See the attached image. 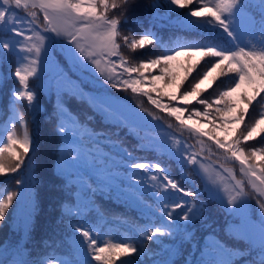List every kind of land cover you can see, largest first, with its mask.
I'll list each match as a JSON object with an SVG mask.
<instances>
[{"label":"snow or ice","instance_id":"6c2138e0","mask_svg":"<svg viewBox=\"0 0 264 264\" xmlns=\"http://www.w3.org/2000/svg\"><path fill=\"white\" fill-rule=\"evenodd\" d=\"M134 3L135 0H0V62L16 60L15 70L9 75L18 85L11 91V114L0 121V176L24 169L15 181L18 191L0 185V226L14 201L26 205L29 219L39 208L33 192L39 184L33 172V138L28 121L16 108L18 101H26L31 115L40 110L37 89L30 87V78L40 81L37 88L55 86L56 131L63 138V148L57 158L53 191L63 194L57 205L58 222L74 221L68 225L73 238L70 253L57 255L54 245L42 241V247L53 250L34 257L27 244L17 240L0 245V264H176L174 257L180 253L176 245L191 239L189 230L196 223L207 224L208 204L198 199L200 192L183 186L180 180L184 177L174 178L158 160H141L113 142L106 132L89 129L66 110L65 96L86 101L116 128H139L145 135L137 137L138 150L164 149L182 166L194 165L202 171L207 200L216 203L231 219L225 222L223 236L218 238L213 232L199 257L186 264H264V164L253 163L264 161V146H244L264 134V0H258L259 19L250 14V0H166L167 11L176 13L178 23L208 36L205 42L177 44L135 62L122 49L136 52L162 41L151 30L137 35L129 29L134 23L129 16ZM160 7L158 2L151 6L153 11ZM17 9H24L30 19L18 15ZM181 9L188 10L182 13ZM257 31L258 39L253 43ZM213 40H223L231 46H221ZM57 46L63 68L53 55ZM182 54L189 63L183 66L185 75L180 77L173 61ZM196 54L210 58L199 71L200 61L191 63ZM50 64L55 67L56 78L45 83ZM213 72L217 76L208 88L202 89ZM229 74L230 86L214 97L204 96L220 76ZM87 83L99 84V88L86 93L81 84ZM109 88L146 97L154 109L177 122L175 126L168 124V128L201 138V152H211L212 147L217 153L223 150L225 160L239 164L242 178L237 179L235 170L223 165L227 176L210 171L197 159L199 154L191 152L190 146H181L180 139L172 133L149 135L160 128L153 121L161 117L144 108L143 101L138 100L135 107L121 103L108 92ZM257 101L261 110L249 117V109ZM193 102L201 107H189ZM201 118L212 126L211 132L203 131ZM17 124L21 132H17ZM216 133L226 134L225 138L220 139ZM228 133L235 138L229 141ZM205 136L214 143L204 142ZM101 148H107L111 155H105ZM99 160L104 161L103 166ZM104 189L109 190V195L118 189V198L140 209L141 222L132 236L114 242L105 238L109 234L103 233L96 222L88 220L86 214L92 212L103 218L92 197L98 192L103 195ZM254 253L259 259L254 258Z\"/></svg>","mask_w":264,"mask_h":264},{"label":"trees","instance_id":"16d2710c","mask_svg":"<svg viewBox=\"0 0 264 264\" xmlns=\"http://www.w3.org/2000/svg\"><path fill=\"white\" fill-rule=\"evenodd\" d=\"M156 2H158L161 7L158 11H153L151 6ZM250 4V14H255L257 19H259L258 0H250ZM187 10L188 9H181L180 11L183 13ZM16 11L18 15L27 17V12L24 9H17ZM129 16L132 18L134 23L130 24L128 27L134 34L138 35L147 29L155 33V35L162 41V44L146 46L143 50H137L136 52H130L127 49H122L124 54L131 58L133 62L137 59L154 57L155 55L165 52L169 48L176 47L177 44L205 42V38L208 36V33L187 28L178 23L176 13L167 11L166 0H135L132 9L129 11ZM27 18L30 19V17ZM40 22L43 23L42 13L40 15ZM212 35L215 36V33ZM258 35L257 31L256 38L252 39L253 43H255L256 39H258ZM245 40H248V38L245 37ZM213 42L218 43L221 46H231L230 44H226L223 40H213ZM59 52L60 49L57 46L53 55L56 60L60 62V67L63 68L64 61L61 55H57ZM209 59V57L201 58L199 54H196L191 58V63L194 64L196 61H200V64L197 67V71H199L204 67ZM188 63L189 58L183 54L173 61V67L180 77L185 75L183 66ZM15 67L16 60L14 58L0 62V121L7 120L8 116L11 114L9 112L11 91L18 85L9 73L14 72ZM218 71L219 70H217V72ZM217 72H213L212 76L209 77L212 82L213 77L217 76ZM193 75H195V72ZM55 78V67L50 64L44 75V82H54ZM72 78L74 80L77 79L75 76ZM231 83L232 74H229L228 76H220L215 83H213V87L204 93V96L214 97L219 90L227 88ZM38 84H40V81L35 78H30V87L37 89V98L40 104V110L35 115H31L26 101H18L16 103V108L24 116L25 120L28 121V131L32 134L33 138V147L35 149L33 172L39 177V184L33 192L39 203V208L31 219H29V209L26 205L23 202L18 205L14 201L13 206L8 209L6 220L3 222V225L0 226V245H10L15 243L17 240H20L21 243H26L29 249L32 250L34 257L37 254H43L46 251L50 252L53 250L42 247V241L49 245H54L57 255L70 253L73 238L70 235L71 229L68 225L69 223L74 222H70L68 220H65L63 223L58 222L59 209L57 205L63 198V194L53 191V185L54 183H57L54 175L57 158L63 148V138L59 136L56 131L57 121L55 120V108L57 104V95L55 86L53 84L51 89L47 87L37 88ZM88 84L89 83L81 84V88H83L86 93H93L94 90H92ZM93 89L95 88L93 87ZM172 91H175V89H172ZM108 92L118 97L120 101H123L127 105L131 104L135 106L138 100L143 101L144 108L153 111L156 115L161 117V119H159V123H153L160 125V128L156 132L149 133V135L155 136L158 132L172 133L176 138L180 139L181 146H190L189 150L191 152L198 153L199 155L197 156V159H199L202 163L209 161L213 165L214 160L211 156L216 160V156L223 153V150H220V153H213V151L209 152L207 150L201 152V147L199 146L201 138L191 136L187 131H184L181 134L175 129V127L168 128V124L175 126L177 122L166 113L154 109V106L147 101L146 97H137L134 96L131 91H116L115 89L110 88L108 89ZM153 95L155 96V93H153ZM63 100L66 110L76 116L89 129L106 132L108 135L112 136L113 142L127 148L141 160H158L167 167L168 171L174 178L178 180H180L181 177L185 178L180 180L184 187L190 190H197L201 193V196L198 197V199L206 201L208 204L207 224L196 223L194 227L189 230L191 232V239L184 241L182 245L179 243L176 245L180 248L179 255L174 257L176 264H186V261H195L199 257L200 251L203 249L205 240L208 239L213 232L217 234L218 238L223 236L225 222L230 220L231 217H229L221 207H218L216 203L207 200L208 192L205 190L203 174L199 170L198 166L187 164L182 166L177 163L176 159L169 156L164 149H160L155 152L140 151L138 150L139 143L137 137L144 136L145 133L139 128L129 129L125 127H114L112 122L104 120L92 106L78 97L65 96L63 97ZM258 101L254 102L253 106L249 109V117H252L254 113L258 115L261 110ZM165 102L167 103V98H165ZM180 106L184 107L183 104H180ZM189 107L201 106L193 102V104ZM187 115L188 113H185V118ZM193 119L196 118L194 117ZM200 122L204 125L203 131H212V126L208 123V121L201 118ZM16 127L17 132L22 131L20 125L17 124ZM2 128L3 124L0 123V129ZM216 135H219V138L223 140L226 134L216 133ZM227 135L229 141L235 138L231 133H228ZM202 140L207 142L208 145H212L214 143L209 141L207 136L202 137ZM105 143L108 142L105 141ZM244 146L246 148L264 146V134H261L254 140L249 141ZM212 148L216 151L215 147ZM100 150L105 155H111L107 148H101ZM93 151H95V148H93ZM98 163L101 166L104 165L103 160H99ZM253 163L264 164V161L254 160ZM221 165H223L224 168L234 169L237 179L242 178L239 172L238 163H233L230 160H225L223 162L217 161V165L215 166L219 168ZM221 169L223 168L221 167ZM23 172L24 169H21L20 172L0 176V185L11 191H18L19 186L16 185L15 181ZM222 173L225 175L224 170ZM121 176H123L122 171ZM116 184L118 185L119 182L117 181ZM108 193L109 190L104 189L103 195L98 192L92 197V200L95 202L96 209L99 210V213L103 218H99L96 212L88 213L86 215L88 216L89 221L97 223L103 233L109 234L105 238L114 239L115 242L117 239L132 236L135 226L141 222L140 217L142 213L140 209L135 207V205L130 202H125L123 198H118V189L117 191H113L111 195ZM145 199L151 203L148 195L145 196ZM184 199L191 200L192 198L184 197ZM251 204L255 207V200H252ZM29 228H31V239H29ZM239 246L244 247L243 244ZM164 247H170V245L165 244ZM151 255L152 254L150 253V258ZM159 255L160 253H157L156 258H159ZM65 258L72 257L66 256ZM254 258L259 259L258 255L255 253ZM140 259L143 260L144 257L141 256ZM117 264H119V261Z\"/></svg>","mask_w":264,"mask_h":264},{"label":"rangeland","instance_id":"374dc122","mask_svg":"<svg viewBox=\"0 0 264 264\" xmlns=\"http://www.w3.org/2000/svg\"><path fill=\"white\" fill-rule=\"evenodd\" d=\"M209 83H212V80H210V79H208V80H205V82L201 85V87L202 88H208V85H209ZM89 86H90V88L92 89V90H95V89H93V87L94 88H99V84H92V83H89L88 84ZM106 87V86H105ZM121 103H123V104H126V103H124L123 101H120ZM127 105V104H126ZM129 105H131V104H129ZM131 106H133V107H135L134 105H131ZM144 115H147V113H144ZM149 119H151V117H149ZM153 123H159V120H155V121H153ZM199 146L202 148V145L200 144V142H199ZM212 151H213V153H217L215 150H213V148H212ZM211 158L214 160V162H213V165L209 162V161H207V162H205V163H202V164H204L210 171H212V172H223V169H221V167H217V166H215V165H217V161H220V162H223V161H225V159L223 158V156H222V153L220 154V155H217L216 156V160L211 156ZM201 171V170H200ZM202 172V171H201ZM203 174V173H202ZM228 175V173L227 172H225V176H227ZM205 181V180H204ZM251 206H252V204H251ZM253 207V206H252ZM253 208H255V207H253Z\"/></svg>","mask_w":264,"mask_h":264}]
</instances>
